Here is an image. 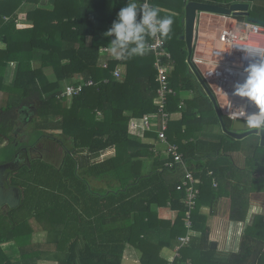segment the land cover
I'll return each instance as SVG.
<instances>
[{
  "label": "trees",
  "instance_id": "obj_1",
  "mask_svg": "<svg viewBox=\"0 0 264 264\" xmlns=\"http://www.w3.org/2000/svg\"><path fill=\"white\" fill-rule=\"evenodd\" d=\"M117 1L0 0V39L5 43L0 49V90L13 99L0 106V143L7 140L11 146L5 156L11 158L15 150L13 130L20 108L34 115L33 140L54 137L65 148L58 166L36 157L10 174L9 183L20 188L22 198L17 207L0 210V264H36L39 259L50 258L57 264H122L129 245L141 251V264H168L160 257L163 245L171 247L177 236L187 233L184 192L176 189L180 172L167 169V158L161 159L129 132L131 117L146 118L160 105L153 53L110 60L105 67L98 65L100 47L109 48L113 38L104 33L121 9ZM194 1L229 6L234 1L254 0ZM24 2L38 7L21 13ZM153 3L183 13L184 0ZM248 12L264 20V7L254 4ZM160 15H170L177 22L170 38L165 39L174 59L169 77L174 94L167 96L170 119L166 136L178 145L201 180L191 215V229L198 232V237L191 236L176 262L264 264L263 214H255L246 226L237 252L213 247L207 217L199 214L201 205L212 206L219 197L229 196L232 218L245 221L249 194L264 190V177L253 175L264 172V147L257 136L244 145L222 130H203L211 125L220 127L218 117L187 63L185 41L180 39L184 30L177 29L179 17L161 11ZM35 58L41 61L40 68H34ZM10 62L16 64L11 86L3 82ZM43 66L52 67L55 82H49ZM119 66L124 69L123 81L113 75ZM75 74L91 79L93 84L84 86L66 107L56 89L59 82ZM187 92L190 95L183 97ZM128 110L130 116L125 114ZM174 113H180L179 117L172 119ZM224 119L226 124L230 122ZM54 129H59L60 135L47 131ZM63 136L72 139L71 145ZM235 150L243 154V169L227 155ZM145 158H154L149 168ZM212 177L216 178V186ZM92 179L102 184V190L91 187ZM167 203L176 209L175 220L167 222L170 239L166 244L150 242L144 237L149 229L158 227V221H153L154 208ZM34 220L47 230L44 249L30 240ZM6 243L16 246V252L12 245L5 248ZM47 245H53L52 249ZM12 252L19 258L13 259Z\"/></svg>",
  "mask_w": 264,
  "mask_h": 264
},
{
  "label": "built area",
  "instance_id": "obj_2",
  "mask_svg": "<svg viewBox=\"0 0 264 264\" xmlns=\"http://www.w3.org/2000/svg\"><path fill=\"white\" fill-rule=\"evenodd\" d=\"M147 3L155 6L153 0H141L138 5ZM200 13L211 15L205 24L200 26ZM197 15L193 47L189 56V63L201 75L206 85L212 92L221 115L232 121H246L248 113L256 111L257 106L249 104L245 100L232 94L235 82L244 78L243 68L250 62L251 57L259 55L264 57V24H258L247 19L244 14H217L200 12ZM238 16H243L239 18ZM154 56V68L156 70V81L158 88L157 96L160 99L158 111L159 129L157 139L165 146L166 158L165 167L173 172H180L181 177L176 189L184 192L182 199L185 208V226L187 233L178 236L172 249V256L168 258V264H180L176 260L180 258V250L187 246L192 236L191 215L197 205V198L200 194L199 184L201 180L194 175L188 161L175 143L168 141L166 130L170 115L166 110L167 96L174 94L169 84V77L174 68V59L168 49L165 40L157 37L149 42ZM4 42L0 39V49ZM246 54L249 58H246ZM12 65V63H11ZM8 67V66H7ZM12 70H6L10 75ZM15 77V70L13 71ZM113 75L119 79L120 68L113 71ZM93 84L91 79H80L77 82L66 86L60 97H73L80 93L84 86ZM146 122V121H145ZM146 128L150 129L146 122ZM212 175V172H209ZM213 186L217 185L215 177H212Z\"/></svg>",
  "mask_w": 264,
  "mask_h": 264
},
{
  "label": "crops",
  "instance_id": "obj_3",
  "mask_svg": "<svg viewBox=\"0 0 264 264\" xmlns=\"http://www.w3.org/2000/svg\"><path fill=\"white\" fill-rule=\"evenodd\" d=\"M43 1H44V3L46 2V0H43ZM188 1H190V0H184L183 13L176 12V10L173 11L171 9H168L167 7H159L157 5H156V7H158L161 12L179 17V27H177V29H180L182 27L184 30V23H183L184 8H185V5ZM169 2H171V1H169ZM172 2H174V1H172ZM127 3H128V1L119 0V1H117L116 6L119 8H123L127 5ZM136 3L139 4L138 2H136ZM37 7H38L37 4L30 3V2H24L20 7V12L21 13L29 12L31 10H34ZM199 16H200L199 21H200L201 27H202V25L205 24L206 20H209L211 18V15H209L207 13H203V14L200 13ZM176 24H177V22L175 23V20H174L173 25H176ZM173 25H172V30L174 29ZM63 45H67V42H63ZM4 48H5V43H4V46L1 47V49H4ZM110 60H117V59H114L112 57V55L109 51V48L100 47L98 65L105 67L107 65L108 61H110ZM186 60H188V58H186ZM40 62L41 61L39 60V58H35L32 62L34 68H40L41 67ZM66 62H67L66 60L63 61V63H66ZM11 63H12V65H11ZM188 65H189V63H188ZM7 66H8L7 67L8 70H13V71L16 70V64L13 62H10ZM116 68H118V67H116ZM119 68L121 71V76L117 80L123 81L124 77H125L124 69L121 66H119ZM41 69H42V72L44 73V75L46 76V78L49 80V82H55L56 81V76H55L54 71H53L51 66H43ZM80 79H83V76L80 74H75L71 78H68V79H65V80L59 82V87L56 90H59V92L61 93L64 91L66 86L73 84ZM9 85L11 86L12 84H9ZM0 92H1L2 99H3V97H5V99H6L10 95L9 93L3 92L1 90H0ZM183 96L185 97L184 93H183ZM72 98L73 97H70V96L69 97H62V99H64V100H62L63 106L70 107V105L72 104ZM19 114H20V112H19ZM125 114L130 116L132 114V112L128 110V111H125ZM179 114L180 113H174L171 116V118L174 119L176 117H179ZM159 119H160V117L156 113L148 114L146 118L131 117L130 121H129V132L131 135L137 137L142 143L149 145L150 149L153 152H155L161 159L164 160V159H166L165 146L162 143H160L157 139V130L159 129ZM30 121L32 122V120H30ZM145 121L147 122V124H149L150 129L146 128V122ZM32 124H33V122H32ZM54 130H56V129H54ZM57 130H59V129H57ZM153 133L156 135H153ZM144 161H145L146 166L149 168L151 163L154 162V158H145ZM91 187L96 188V189H100L103 186H102V184H100V182L98 180L92 179L91 180ZM100 190H102V189H100ZM253 194L254 193L249 194V198H250L251 202L254 200L252 198ZM249 204L250 205H249V209H248L245 221L234 220L232 218V216L234 215V212L232 210V201H231V198L229 196L219 197L217 202L212 204V206H210L207 203L201 205V207L199 208V214L207 217V223L211 228L210 240L216 244V248L218 250L225 251V252H237L238 251L241 235H242L244 229L246 228V226L248 224H250L251 220L253 219V216L255 215V213L253 211H251L252 208H250V206H251L250 202H249ZM223 205H225V209H224L225 211L224 212L221 209ZM259 209L260 210H259L258 214H263V216H264V201H262L261 203L259 201ZM261 210H263V211L261 212ZM154 211H155V216H153V221H156V222L158 221L157 222L158 227H153V228L149 229L144 238L150 242H158V243L164 242V244H166L165 242H167L170 239V227H169V225H167V222H173L175 220L176 209L171 208V205L169 203H167L165 205H161V206L156 207V209L154 208ZM192 235H194L195 237H198V232L192 231ZM176 238L173 240V243H172L173 245L175 243ZM217 238L220 239L221 241H217L218 240ZM9 245L11 246L12 244L6 243L4 246H5V248H7ZM52 246L53 245H50L49 248L52 249ZM172 249H173V246L170 247L167 245H163V247L160 251V257L168 262L167 259L172 256ZM14 251H15V249H14ZM11 256L13 257V259H16L17 257H19L18 255L14 254L13 252H12ZM140 257H141V251L139 249L134 248V247L129 245L126 248V251L124 253V256L122 259V264H141ZM36 264H57V262L53 258L39 259L36 262Z\"/></svg>",
  "mask_w": 264,
  "mask_h": 264
},
{
  "label": "clouds",
  "instance_id": "obj_4",
  "mask_svg": "<svg viewBox=\"0 0 264 264\" xmlns=\"http://www.w3.org/2000/svg\"><path fill=\"white\" fill-rule=\"evenodd\" d=\"M173 17L160 15V9L147 3L138 5L135 0H128L125 7L117 13V18L104 33L113 37L108 45L114 59L126 60L135 56H144L152 49L150 41L159 37L170 38ZM246 58L249 56L246 54ZM244 78L235 82L232 94L254 104L257 109L248 113L246 127L262 138L264 134V57L255 55L243 68ZM251 211L255 212L256 208Z\"/></svg>",
  "mask_w": 264,
  "mask_h": 264
},
{
  "label": "water",
  "instance_id": "obj_5",
  "mask_svg": "<svg viewBox=\"0 0 264 264\" xmlns=\"http://www.w3.org/2000/svg\"><path fill=\"white\" fill-rule=\"evenodd\" d=\"M249 4L242 1L232 2L229 6H223L216 3L206 2V1H194L190 0L186 3L184 8V32L180 36L181 39L185 41L186 50H187V62L189 63V56L193 47V39L195 33V26L197 21V15L200 12H210L217 14H244L247 16V19L256 22L258 24H264V20L260 18H255L249 15ZM191 70L195 74L198 82L201 85V90L208 96L210 101L213 104L214 110L219 120L220 128L222 132L232 138L241 139L250 135H255L259 138V144L264 147V134L262 138L258 136L255 130H249L246 127L244 121H232L226 124L224 117L221 115L219 108L216 104V100L206 85L205 81L201 75L191 66ZM17 164L13 160L0 165V206L7 205L9 208H15L20 204L22 198V192L19 187L14 185L5 186V181L9 175V171L5 172V169L14 170L16 169ZM5 172V178H1V173ZM213 247H216L215 243H212Z\"/></svg>",
  "mask_w": 264,
  "mask_h": 264
},
{
  "label": "rangeland",
  "instance_id": "obj_6",
  "mask_svg": "<svg viewBox=\"0 0 264 264\" xmlns=\"http://www.w3.org/2000/svg\"><path fill=\"white\" fill-rule=\"evenodd\" d=\"M235 2V1H234ZM249 4V9H251V5H257L259 7H264V0H254L252 3L250 2H246ZM10 73V72H9ZM13 70L12 72L10 73V75H6L5 74V77L3 78V82L5 84H13L14 82V74H13ZM5 92V91H3ZM185 94V97H187L188 95H190V92H187V93H184ZM184 97V96H183ZM13 99H12V96L9 95V97H7L5 99V97H1V92H0V106L2 104H7L9 102H11ZM63 104V102H62ZM27 116L30 115L32 118V122L30 121L29 123V126L27 127V130H23L22 134H19L18 137H16L15 139L16 140H20V138L22 136H24L25 138L27 137H31V142L34 141V137H35V134L33 132V126L35 124L34 122V115L33 113L27 111ZM56 121V120H55ZM207 128H204L203 130H212L213 132L215 133H219L221 132V128L218 126V125H211V126H206ZM31 129V130H30ZM25 131V132H24ZM32 131V133H30ZM48 132H54V133H58L60 131H57V130H47ZM60 135V134H59ZM252 136H255V135H250V136H247V137H244V138H241V139H238V140H242V143L244 144H248L251 140L253 141L254 140V137ZM18 138V139H17ZM63 138H65L66 140V143L68 145H71V141L72 140L70 137V139L68 137H65L63 136ZM244 144V145H245ZM38 151L35 152L33 151L32 152V155L31 157L32 158H36V157H41L42 159H44L45 161H49L50 163L58 166L60 163H61V160H62V157H63V154H64V146H63V143H59L58 140L54 137H50V138H47V137H41V139L38 141ZM11 148V146H8V141L7 140H3L1 141L0 143V156H5V154L7 153V150ZM14 148V147H13ZM39 155H42V156H39ZM229 157L233 158L236 165L243 169L245 167V161L243 159V154L241 152H238V151H229V153L227 154ZM264 175V172L263 173H258V172H255V174L253 175ZM264 177V176H263ZM254 193L252 195V198L254 199L252 202L250 200V203H251V206L250 208H256V211L254 212L255 214H258L259 212V201L260 203L262 201H264V190H261L260 192L258 191H255V192H252ZM256 201V202H255ZM258 202V203H257ZM222 211L224 212L225 210V205L222 206ZM4 211H6V209H4ZM263 210H261L262 212ZM253 213V214H254ZM254 217V216H253ZM253 220V219H252ZM251 220V222H252ZM32 226L31 227V230H32V233L30 235V240L31 242L33 243H38L39 246L41 247L42 246V249H44L46 247V240L48 238V233H47V230L44 228L45 225L43 224H40L38 221H32ZM218 239V238H217ZM217 241H221L220 239H218ZM50 245H47V247H49ZM13 249H15V251L17 250L16 246H12ZM53 247V246H52ZM19 258V257H17Z\"/></svg>",
  "mask_w": 264,
  "mask_h": 264
},
{
  "label": "flooded vegetation",
  "instance_id": "obj_7",
  "mask_svg": "<svg viewBox=\"0 0 264 264\" xmlns=\"http://www.w3.org/2000/svg\"><path fill=\"white\" fill-rule=\"evenodd\" d=\"M27 111H28L27 108H21L19 110V112H20V114L18 116V118H19L18 120L19 121H18V124L15 126V128L13 130L15 138L18 137L19 134L23 135L22 134L23 130H27V127L29 126V123H30V120H31L32 117L30 115L27 116V113H26ZM30 133H32V131ZM40 139L34 140V141L31 142L30 141L31 137L30 138L29 137L25 138L24 136H22L20 138V140H16V139L14 140V148H15V150H14L13 155L11 156V158L8 159L6 156H0V165L1 164H5V163H7V162H9V161H11L13 159H14V161L17 164V167L14 170L5 169V172L6 171L10 172L8 177H7V179L4 180L5 181V186L11 185L9 183L8 179H9L10 174L13 171L22 168L23 165H26V164L28 165L29 164L30 158H32L31 157L32 152L33 151H35V152L38 151V147H37L38 145L37 144H38V141ZM39 156H42V155H39ZM5 172L1 173L2 174L1 178H5V175H4ZM7 207H8L7 205H1L0 206V210L4 211V209H7Z\"/></svg>",
  "mask_w": 264,
  "mask_h": 264
}]
</instances>
